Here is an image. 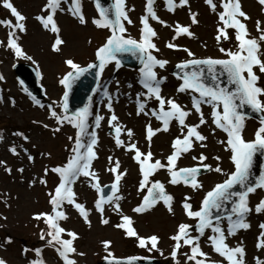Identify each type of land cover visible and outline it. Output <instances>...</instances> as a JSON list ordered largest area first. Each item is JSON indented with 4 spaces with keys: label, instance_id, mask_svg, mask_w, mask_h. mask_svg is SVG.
<instances>
[{
    "label": "snow or ice",
    "instance_id": "6c2138e0",
    "mask_svg": "<svg viewBox=\"0 0 264 264\" xmlns=\"http://www.w3.org/2000/svg\"><path fill=\"white\" fill-rule=\"evenodd\" d=\"M0 2L5 9L10 10V14L15 20L14 23L12 20H0V25L9 29L6 44L4 41H0V45L7 47L17 57L32 60V57L24 52L19 43L21 37L18 35V33H26L27 17L14 6L11 0H0ZM94 3L98 17L93 18L92 23L97 28L110 30V34L104 43L96 48L95 62L82 67L73 59L65 61L71 71L59 80V84L64 88L62 101L58 106L49 105L50 117L57 125L53 132H59L67 124L75 129V134L68 137L69 141H72V147L71 155L67 158L66 163L51 168L45 167L43 170L45 176L49 172L55 174L58 177V183L47 194L51 212L36 213L33 217L37 221L43 220L46 225V230L41 229L40 239H46L47 244L54 248L62 264H77L74 255H84L83 252H78L74 246L78 234L75 231L66 230L60 223L68 219L64 206L69 205L78 212L85 224L91 227L89 218L91 209H88L85 203L77 202V193L73 187L83 177L90 187L98 193V197L94 201V209L99 214L100 222L103 225H108L110 222L109 219L105 218V206L108 205L119 216L120 222L115 225L117 229L123 230L127 237H134L140 248H146L149 252L161 251L158 247L160 238L155 234L146 237L141 236L134 227L132 217L122 211L120 204L122 199L120 195L121 181L127 172L120 170L121 162L119 159L113 160L112 157H108L110 166L107 171L113 174L114 179L110 185V193L108 195L103 194L104 188L109 186H101L99 175L93 169V161L98 158L96 145L99 138L94 129L89 131V117L93 115L92 98L89 97V103L74 112L69 113L68 111L69 92L76 80L90 69H97L96 77L99 82L102 73L110 64H114L119 69L122 66V57L128 54L139 61L141 67L139 68L138 82L146 90L137 93L136 115L154 117L161 124L160 127L156 128H153L151 122L145 125L148 150L142 151L133 140V129L127 128L119 122V118L113 110L112 96L106 88L104 89L103 95L107 98L106 107L111 113L107 123L114 130L115 146L133 153L132 159L139 166L141 178L138 182V191L144 195L141 203L132 211L143 214L162 203L170 214H175V197L167 191L164 182L153 179L160 170L166 171L169 177L168 184L173 186L182 184L193 191L202 190L204 187L199 179L202 169L220 174L224 178L205 192L198 208H193L191 196L183 198L181 204L183 213L195 224L179 223L177 225L175 233L170 236V240L174 242L170 256L174 264H181L177 257L181 254L182 249L187 247L189 251L182 253L186 258L185 264H223L225 261L226 264H247L243 242L240 241L235 246H230L227 239L229 236H236L238 231L248 230L251 227L250 223L246 222L248 214L253 211V208L250 207L249 197L251 194H255L257 190H264V167L258 175L254 176L253 173L254 160L257 154L264 156V86L260 84L261 77L264 76V48H262L264 45V22L256 21L258 35L252 36L244 22L250 17L242 10L240 0H220V7L223 8V11L218 13L221 24L217 27L215 39L218 45L224 41H229L231 37L228 30H234L235 50L221 46L219 52L225 58L210 56L198 58L189 48H181L180 45L172 42L181 36L192 37L194 34L190 30L191 25H181L179 22H176L174 26L168 25L157 15L154 8L155 0H147V14L140 17L142 27L138 39L127 34L124 22L126 21L128 24L133 22L128 14L126 0H114L110 7L103 6L102 0H94ZM165 3L168 11L172 12L178 6L188 5L189 0H179L178 4L175 0H165ZM205 3L214 12L216 11L217 3L214 0H205ZM258 3L264 6V0H258ZM62 4L67 5V12L75 17L81 25L88 22L82 10V0H46L41 10L43 14L37 15L35 19L45 30L55 34L54 42L51 45L55 52H60L61 46L64 44V40L60 36L61 29L55 19L57 12L64 10ZM197 16L198 14L195 12L190 13L191 24L198 23ZM150 19L163 26L172 27L174 36L171 41L166 43L165 47L183 51L189 57L175 65L178 71L173 72L172 75L180 81L176 91L190 94L191 108H186L178 103L174 97L166 98L162 95V84L167 80V77L161 76L157 70H166L169 60L156 55L160 52L155 43L158 33L149 22ZM37 75L39 76L40 73L37 72ZM222 77H226V81L222 80ZM4 79L5 77L0 74V81ZM21 83L23 82L21 81ZM131 86L129 84V87ZM24 91L28 92V89L25 88ZM29 95L31 96V93ZM151 99H154L158 106L149 109L148 101ZM32 100L35 104L43 107L36 97L32 96ZM203 105L210 107L208 116L211 125H214L211 129L212 133L220 130L226 135V139L219 140L218 143L230 153L229 160L232 168L229 171H225L219 163L222 159L219 155L213 157L217 161L215 166L207 163L209 157L204 151L192 156L194 161H198L196 165L178 166V160L181 156L195 151L197 147L200 149H207L208 147V136L200 131L201 126L209 123V119L206 118L203 111ZM246 107L252 113L260 114L259 126L256 128L252 139H245L244 137L246 120L250 118L249 113L244 111ZM57 108L61 110L58 111ZM192 115L197 116L198 122H188V118ZM104 119V116L97 113L94 128H99ZM173 121L178 124L180 135L171 141V153L167 155L166 162L162 163L160 159H154L151 142L159 132H169ZM43 126L48 127L47 124ZM124 133L127 135V141L121 139ZM16 135L21 136L24 140L29 139L23 133H16ZM2 139L3 137L0 136V140ZM9 151L14 155H19L16 146L10 147ZM25 151L27 150L25 149ZM33 159V156L29 154L28 160L32 161ZM3 164L4 161H0V165ZM5 171L10 173L12 170L5 167ZM18 171L22 173L24 169L20 168ZM39 182L47 185V180L44 178H41ZM229 204L231 205L230 209L227 208ZM221 210H224L227 215L221 216L219 214ZM254 211L257 214L264 213V198H261L255 205ZM225 219L227 220L226 229L222 227ZM193 227L196 235L192 233ZM259 228L261 231L256 248L264 251V222L259 224ZM206 230H210L211 235H208ZM65 234L69 237L68 239L63 238ZM201 237L207 240L211 251L222 257L223 261L209 258L208 253L202 248ZM11 242V238L5 241L8 244ZM102 243L107 252L105 260L108 261V264H135L137 260L141 259V257L130 256L127 257L126 261H122L109 251L111 241L106 240ZM23 251L27 253L29 250L24 249ZM34 251L37 257H41L42 250L40 248H36ZM161 255H163L162 252ZM254 259L255 264H264V259L260 257H254ZM0 264H8V262L0 257ZM30 264H45V261L42 258L33 259Z\"/></svg>",
    "mask_w": 264,
    "mask_h": 264
},
{
    "label": "rangeland",
    "instance_id": "374dc122",
    "mask_svg": "<svg viewBox=\"0 0 264 264\" xmlns=\"http://www.w3.org/2000/svg\"><path fill=\"white\" fill-rule=\"evenodd\" d=\"M17 9L27 17L26 33H18L21 39V45H28L29 50L25 53L32 57V60H26L22 57H17L11 50L4 45H0V74L5 79L0 81V161H4L0 165V257L7 260L8 264H30L33 259L42 258L45 264H62L58 254L53 247L49 246L45 240L40 239L41 229L46 230V225L43 220L37 221L33 217L35 213L44 210L46 213L51 212V205L49 204V196L47 195L53 190L54 185L58 183V177L49 172L47 176L44 175V168H51L56 165L66 163L67 158L71 155L72 141H69V136H74L75 129L70 125L65 124L59 132H53L57 127L55 121L50 117L49 105L58 106L62 101L64 88L59 84V80L71 69L62 61L63 57L68 56L74 62L80 64L82 67L87 66L89 63L96 61L95 51L96 48L103 44L106 37L110 34V30L97 28L92 19L98 17L96 7L91 0H82V10L87 19V23L81 25L78 20L67 12V5L62 4L63 11H58L55 19L61 29L60 36L67 43L61 52L52 50V43L55 39V34L49 30H45L46 35V51L39 57L35 56L36 47L29 40L35 34V30H42V25L35 19L37 15H42V8L46 0H11ZM178 4L179 0H175ZM217 3V9L214 12L205 0H189L188 5L177 7L175 11H168L165 0H155L154 8L160 19L167 22L168 25L174 26L176 22H185L186 25H191L190 30L194 34L192 37L181 36L172 41L178 45L189 48L196 54L198 58L214 57L225 58L219 52V47L226 49L232 48L235 50L234 30L229 29V41H224L220 45L217 44L215 39L217 35V27L220 26L218 13L223 11L220 7V0H214ZM147 0H126V7L129 10L128 14L132 20V24L126 21L125 27L127 34L134 38H139L140 17L146 15ZM242 10L250 17L244 21L252 36H257L256 21L264 22V6L258 3V0H240ZM195 12L198 14L197 24H191L190 13ZM0 20H12L14 18L10 14V10L5 9L0 2ZM64 21V23H63ZM158 37L155 38V43L160 49L156 55L160 58L169 60L166 70H157L161 76H166L167 80L162 84V95L166 98L174 97L177 102L184 105L186 108H191L190 94L178 93L176 88L180 81H178L172 73L175 72V65L182 60L188 59L187 54L183 51L168 49L165 47L166 43L172 40L174 32L172 27H166L157 21H149ZM44 29V28H43ZM9 29L0 25V41H7V32ZM62 47V46H61ZM75 47V48H74ZM264 48V45H262ZM25 61L33 64L40 73V83L45 89L46 96L40 100L37 105L32 100V95L25 92L17 80L16 73L13 65L16 62ZM35 61V63H33ZM258 71V70H257ZM139 68L122 65L119 69L114 64H110L102 73L98 88L92 94V112L93 115L89 117V131L93 129L98 134V147H96L97 154L102 158L110 155L124 154V149L117 148L114 142V130L108 125L107 121L111 116L106 104L107 98L104 97L103 91L106 88L112 96L113 108L116 106L122 107L118 111H114L117 116H121L120 123L122 125L130 123L135 118V137H138L137 125L147 124L151 122L153 128L160 127L161 124L154 117L151 116H137L136 115V99L138 92L146 91L138 82ZM259 74V73H258ZM117 82H119L117 84ZM129 84L132 86L129 87ZM261 86H264V76L261 77ZM14 101V103H13ZM157 102L154 99L148 101V108L152 109L157 107ZM57 110H61L57 108ZM203 111L206 118L209 119L208 125L201 126L200 131L208 136L207 145L211 148L205 154L209 157L206 161L215 166L217 161L213 159L214 156L220 155L222 145L218 143L219 140L226 139L225 133L216 130L213 134L211 129V120L208 116L210 107L203 105ZM99 113L105 119L101 121L99 128H94L95 115ZM189 123L198 122L197 116L192 115L188 118ZM47 124L45 128L43 125ZM126 126V125H125ZM259 126L258 119H247L246 128L244 131L245 139L254 138V132ZM130 128V127H127ZM132 129V128H131ZM179 130L178 124L173 121L170 125V131ZM16 133H23L29 139L24 140ZM167 142L172 141L173 137L170 133L159 132L153 141L159 139ZM167 137L165 140L164 138ZM121 139L128 140L126 133L122 134ZM165 143L152 144L151 151L154 154V159L157 158L159 150H164L167 145ZM16 146L19 155H14L9 151V148ZM106 148L108 150H104ZM25 149L27 151H25ZM33 156V160H28V155ZM50 154V155H49ZM194 151L181 156L178 160L179 167H190L198 163L192 159ZM221 163L223 157L221 156ZM124 160V158H122ZM224 168L229 171L232 168L230 163ZM128 166L127 164H125ZM110 165L100 167L97 164V159L93 161V169L98 173L100 184L105 185L112 183L114 176L107 171ZM225 166V165H224ZM5 167L11 168V172L5 171ZM23 168L21 173L18 169ZM41 178L47 180V185L41 184ZM224 177L214 172H204L199 176L203 183V189L193 191L184 185H170L167 183L169 177L167 174L158 172L153 179L161 180L165 183L166 189L173 196L186 193L192 197L191 203L193 208H198L203 195L215 183L220 182ZM33 179L30 186V180ZM28 180V183L25 182ZM139 180L136 182L130 181L127 176L121 181L120 201L121 208L124 214L132 217L134 227L141 236L157 235L160 240L158 247L161 250L149 252L146 248H140L138 242L134 237H127L123 230L117 229L115 225L120 222L119 216L111 210V207L105 206V218L109 219L108 225H103L100 222V216L94 209V201L98 197V193L90 187L88 182L82 177L73 186L74 191L77 193L78 201L85 203L88 209H91L90 220L91 224L95 225L94 230L88 228L85 234H79L75 229L81 224L85 223L79 216L78 212L69 205L64 206L68 219L61 221V226L66 230L75 231L78 234V239L74 241V246L78 252H83V256L74 255L77 264H98L107 255L103 247V241H111L109 251H111L116 258H125L129 256L136 257H153L158 258L162 264H174L170 256L173 241L170 240L177 226H174L175 219L173 214H170L166 207L159 203L154 209L143 213L137 214L132 211L142 201L144 193L138 191ZM22 192L28 196V205L25 196L22 197ZM261 198H264V190H257L255 194L249 197L250 207L253 211L248 214L246 222L250 223L251 227L248 230H240L236 236H229L227 243L230 246H235L238 242L242 241L246 251L247 264H255L254 257L264 259V251L256 248L258 236L261 231L259 224L264 222V213L257 214L254 211L255 205ZM127 202V203H126ZM180 210V206L174 203V213ZM36 211V212H35ZM160 212V214H157ZM160 215V216H159ZM7 217V219H4ZM162 217V221H156V218ZM187 217V216H186ZM188 218V217H187ZM184 223L195 224L193 220L188 219ZM97 226V230L96 229ZM222 227L227 228V220L223 221ZM208 235H211L210 230H206ZM193 235H196L195 229L192 230ZM227 235V232L225 233ZM11 238V243L5 241ZM63 238L68 239L65 234ZM201 244L203 250L208 253L209 258L216 261H223V258L218 254L211 251V247L204 237H201ZM42 250L41 257H37L35 249ZM28 249L25 253L23 250ZM189 249L185 247L182 249L178 259L181 264H185L186 258L183 252H188ZM161 252L163 255H161ZM226 264V261L223 262Z\"/></svg>",
    "mask_w": 264,
    "mask_h": 264
},
{
    "label": "bare ground",
    "instance_id": "6f19581e",
    "mask_svg": "<svg viewBox=\"0 0 264 264\" xmlns=\"http://www.w3.org/2000/svg\"><path fill=\"white\" fill-rule=\"evenodd\" d=\"M64 23V21H63ZM181 25H186L187 23L185 22H180ZM45 29L42 28V30H35V34L30 37L32 40H29L31 43H33L36 47V50L34 51L35 52V56L39 57L40 55H43L46 51V35H45ZM24 52L28 51L29 50V47L28 45H21ZM63 46H68L66 42H64V44L62 45L61 47V50L63 51V49L65 47ZM75 48V47H74ZM61 51V52H62ZM64 52V51H63ZM67 59H69L68 56L66 57H63L62 61H66ZM122 107L120 106H116L115 108H113L114 111H118L120 110ZM141 116V115H140ZM119 118V122L121 120V116H117ZM127 127H130L132 129L135 130V118L128 124H125ZM145 125L146 124H138L137 125V131H138V137H135V132H134V137H133V140L138 144V146L141 148L142 151H147L148 150V142L146 141L145 139V136H146V133H145ZM165 133V132H164ZM167 133H170L171 136L173 137V139L177 136V135H180V132L179 130L177 131H170L167 132ZM162 138V135L159 137V139H156L157 143H165V141H162L161 140ZM165 140L167 139V137L164 138ZM156 141H153L151 142V146L152 144H155ZM167 145V147L164 149V150H159V153L158 155H155L157 156L156 159H160L162 163L166 162V157L167 155H169L171 153V141L168 140V144L167 142L165 143ZM97 148L98 145H96ZM104 150H108L106 148H103ZM120 149H123V148H120ZM211 148L208 146L207 149H200L199 147H197L194 151V155H198V153L200 151H204L205 153L207 151H210ZM125 151V150H124ZM220 155L223 157V161L221 162V166L223 168L227 167L228 164H229V156H230V153L225 151L224 150V146L222 145V148H221V152H220ZM98 158H97V164L100 166V167H103L105 165H108L109 164V161H108V157H112L113 160L115 159H119L120 162H121V171H124L126 170L127 172V177L129 178L130 181H134L136 182L137 180H140V174H139V166L138 164L132 159V156H133V153H130V152H127L125 151L124 154H120V155H110L108 157H106L105 159L100 157L99 154H97ZM124 158V160L122 159ZM125 164H127L128 166H126ZM225 165V166H224ZM160 173L162 174H167L165 170H160L159 171ZM33 181V179L30 180V183H28V180L25 182V184L28 185V187L30 186L31 182ZM25 196V194L22 192V197ZM29 198L30 195H28ZM28 196L26 195L25 196V199L27 201V205L29 204L28 203ZM185 196H188L186 193H181V194H178V195H175V201L174 203L178 204L180 206V210L175 212V214L173 215V217L175 219H177V221H175V224H173L174 226H177L179 223H184L185 221H187L189 218L186 217V215L183 213V210H182V207H181V204H182V200ZM127 203V202H126ZM36 212V211H35ZM40 212H45L44 210H41L37 213H40ZM46 213V212H45ZM36 214V213H35ZM157 214H160V212H158ZM160 216V215H159ZM156 221H162V217H158L156 218ZM94 227L95 225H92L91 224V227H89L87 224L83 223L81 224L80 226H78L75 231L79 234H85V232L87 231L88 228L90 229H93L94 230ZM97 226H96V229L97 230Z\"/></svg>",
    "mask_w": 264,
    "mask_h": 264
},
{
    "label": "water",
    "instance_id": "95a60500",
    "mask_svg": "<svg viewBox=\"0 0 264 264\" xmlns=\"http://www.w3.org/2000/svg\"><path fill=\"white\" fill-rule=\"evenodd\" d=\"M94 2V0H93ZM114 3V0H102V4L105 7H110ZM95 4V3H94ZM122 63L129 64L130 66L140 67L139 61L132 57L131 55L125 54L122 57ZM18 78L22 81V85L26 86L32 93H34L37 97H44V89L39 83V78L37 75V71L34 66L28 63H18L14 66ZM97 69H90L87 73L81 76L76 82L73 84L69 96H68V111L74 112L76 109L83 107L88 103L89 97H91L93 90L96 88L97 77H96ZM178 71V70H176ZM222 80L226 81V77H222ZM245 112L249 113V117H258L260 118V114L252 113L250 109L247 107L244 109ZM262 167H264V156L257 154V157L254 160L253 173L254 176L258 175L261 171ZM109 187L104 188V195H108L111 191L110 185ZM231 205H227V208L230 209ZM226 213L224 210H221L219 213L222 215ZM126 261V259L122 260ZM99 264H108L107 260ZM135 264H160L157 259H139L135 262Z\"/></svg>",
    "mask_w": 264,
    "mask_h": 264
}]
</instances>
